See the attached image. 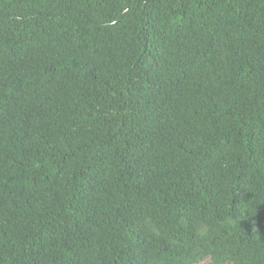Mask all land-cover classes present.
I'll return each instance as SVG.
<instances>
[{"label":"trees","instance_id":"16d2710c","mask_svg":"<svg viewBox=\"0 0 264 264\" xmlns=\"http://www.w3.org/2000/svg\"><path fill=\"white\" fill-rule=\"evenodd\" d=\"M0 264H264V0H0Z\"/></svg>","mask_w":264,"mask_h":264}]
</instances>
